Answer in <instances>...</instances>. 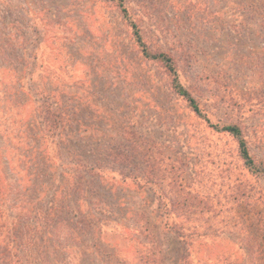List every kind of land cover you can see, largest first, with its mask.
Segmentation results:
<instances>
[{
  "label": "rangeland",
  "instance_id": "obj_1",
  "mask_svg": "<svg viewBox=\"0 0 264 264\" xmlns=\"http://www.w3.org/2000/svg\"><path fill=\"white\" fill-rule=\"evenodd\" d=\"M125 2L150 47L176 58L209 120L141 55L113 1L0 0V264H138L153 245L165 264H184L171 206L123 175L145 167L137 146L182 159L191 188L223 203L225 216L185 223L211 227L193 238L191 264H264V179L245 168L237 140L211 126L239 124L264 162V0ZM33 67L64 101L72 138L60 147L44 144L37 113L27 130L36 106L19 87ZM74 157L103 169L75 186L61 177ZM242 191L255 200L233 202Z\"/></svg>",
  "mask_w": 264,
  "mask_h": 264
},
{
  "label": "trees",
  "instance_id": "obj_2",
  "mask_svg": "<svg viewBox=\"0 0 264 264\" xmlns=\"http://www.w3.org/2000/svg\"><path fill=\"white\" fill-rule=\"evenodd\" d=\"M110 1V0H109ZM113 3L120 9V13L123 16V19L127 22V24L132 29V38L134 43L137 45L141 55L150 61L156 62L160 64L167 74L170 76V84L173 91L185 99L188 103L190 109L200 117H206L207 114L203 110L200 101L192 94L191 90H189L181 80V74L179 71L178 63L176 58L169 52L163 50H154L150 47L148 42L144 38V34L142 32V28L139 25L137 19L134 14L131 12L129 7L127 6L125 0H111ZM35 62V56L32 57ZM38 74L36 72L35 67L26 72L24 81L25 84H20L19 88H22L23 93L31 98V101L35 102V110L30 113L27 118L29 120L35 113L39 116L38 124L39 130L43 132V141L44 144H48L51 139L52 142L60 147V144L63 142L70 141L72 138L71 133H67L68 129L66 128L67 123V114L64 112L65 104L64 101L59 97V95L52 89L48 87H42L41 84L38 83ZM22 81V80H21ZM26 96V97H27ZM37 114L35 117H37ZM31 116V117H30ZM36 118H34V121ZM29 120L27 125V130L29 131V123L31 127H34L33 122ZM211 126L215 128L217 131L226 132L232 135L238 142L239 155L244 163L246 169H248L254 175L261 177L264 179V162L256 160L253 156L248 140L244 134L242 127L237 123H226V124H218L212 123ZM36 127V126H35ZM27 131V133H28ZM36 139L35 143L40 142L38 136H34ZM139 149H134L133 153L136 154V158L145 160V167L141 169L140 173H136L135 175L125 174L126 176H132L134 179H137L140 186H148L152 189H157L160 194V200L171 206V211L176 214L177 221L180 223H173L171 226L178 233V236L182 241H184L188 247V252L185 257L184 264H191L189 262V256L192 252V242H194V237H200L205 234H209L208 230L211 228L207 226L204 228V231H200L198 225H194L192 231H188L190 229L184 227L185 223L190 222L195 219L201 220L202 218L210 215L208 218H219L223 213L222 210L223 204L220 200L217 201V204H214L210 197H208L207 193H199L195 192L191 187L193 181L190 180V171L187 169L188 164L185 163L182 159L173 157L171 155L162 156L161 158H155V154H149L141 150V147L137 146ZM60 150L61 149H56ZM141 154V155H140ZM124 153L119 151H115V158L126 159L128 160L129 156H123ZM76 157V156H75ZM71 161V165H63L65 166L64 173L61 174V177H72L73 184L78 186V184L82 181H86V177L95 176L94 173L98 169H103L101 166H90L86 162L80 159H76ZM58 158L63 162L61 154L58 155ZM158 160L157 163L155 161ZM70 163V162H69ZM140 170V167H135L134 170ZM100 177L101 175H98ZM66 180V178H65ZM141 180V181H140ZM64 186V185H63ZM70 188L69 184L67 185ZM74 186V187H75ZM62 191V190H61ZM250 192V191H249ZM227 193H224L226 196ZM246 199H251V194H247V192L242 191V193H236V196L230 197L233 202L240 201L239 203H244ZM255 200V199H251ZM256 201H253L250 204L254 206ZM60 205H57L59 208ZM56 208V209H57ZM54 210L53 207L49 212H45L44 216L48 217L51 215V211ZM78 213L77 211H73ZM53 215V214H52ZM0 230H3V227L7 225V220H5V216H0ZM236 217V216H235ZM234 217V218H235ZM237 218V217H236ZM48 222V220L46 221ZM239 224L241 227H245V221L239 219ZM185 229H188L187 231ZM33 236H36L34 234ZM254 246V245H253ZM150 252H146L143 254L140 252L139 263L138 264H165L163 257L159 254L161 251L154 247H150ZM120 264H127L125 262ZM219 264H247L246 262H241L240 260H233L229 257H224L220 260Z\"/></svg>",
  "mask_w": 264,
  "mask_h": 264
}]
</instances>
